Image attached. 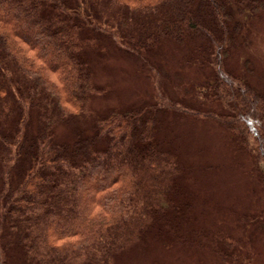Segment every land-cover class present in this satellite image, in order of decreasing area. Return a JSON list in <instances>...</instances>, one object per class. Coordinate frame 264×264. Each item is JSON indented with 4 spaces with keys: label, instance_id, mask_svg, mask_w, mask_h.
Returning <instances> with one entry per match:
<instances>
[{
    "label": "trees",
    "instance_id": "obj_1",
    "mask_svg": "<svg viewBox=\"0 0 264 264\" xmlns=\"http://www.w3.org/2000/svg\"><path fill=\"white\" fill-rule=\"evenodd\" d=\"M263 11L264 0H0V264H114L152 240L237 264L234 238L195 225V167L166 133L213 121L264 186V91L228 67ZM165 52L208 73L198 89L217 110L161 92ZM115 55L152 80L153 100L96 107L111 93L99 66Z\"/></svg>",
    "mask_w": 264,
    "mask_h": 264
},
{
    "label": "rangeland",
    "instance_id": "obj_2",
    "mask_svg": "<svg viewBox=\"0 0 264 264\" xmlns=\"http://www.w3.org/2000/svg\"><path fill=\"white\" fill-rule=\"evenodd\" d=\"M244 36V44L234 50L228 67L257 91H264V11L250 19ZM161 60L160 74L164 77L161 92L166 97L193 108L218 109L202 100L198 89L207 72L182 62L180 54L165 52ZM97 77L99 85L111 88L106 99L96 103L103 111L118 105L150 102L158 94L152 80L121 55L107 58L99 66ZM170 127L166 134L179 147L181 161L195 167L188 180L199 196L196 212H202L200 222L195 225L222 229L234 238L238 242L237 264H264V186L259 183L256 171L251 170V159L234 153L230 135L213 121L189 117ZM245 215L257 220L244 221ZM114 264L232 263L223 262L199 245L164 247L152 240L122 252Z\"/></svg>",
    "mask_w": 264,
    "mask_h": 264
}]
</instances>
